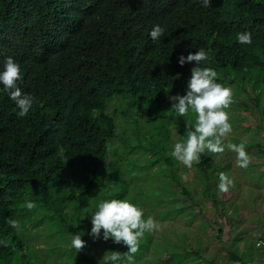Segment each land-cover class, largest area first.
Returning <instances> with one entry per match:
<instances>
[{"label":"trees","instance_id":"16d2710c","mask_svg":"<svg viewBox=\"0 0 264 264\" xmlns=\"http://www.w3.org/2000/svg\"><path fill=\"white\" fill-rule=\"evenodd\" d=\"M156 23L166 26V35L154 41L149 32ZM246 30L253 34L251 44L236 39ZM200 47L211 49V60L203 63L215 67L217 79L234 90L229 112H237L243 121L247 119L240 112L258 114L255 125H246L254 135L236 142L264 153L258 139L264 131V3L212 0L205 7L200 0H0V64L7 56L19 61L24 72L19 86L36 98L29 115L20 117L15 101L0 84V239L9 242L0 245V257L8 258L25 245L6 218L19 217L18 205L29 193L39 194L54 211L66 207L59 189L51 187L58 186L57 175L67 168L86 173L85 185L71 189L77 205H88L101 177L126 178L125 173L140 171L139 179L145 181L156 166L169 181V200L177 203V210L186 209L191 221L197 213L182 204V196L193 205H199L197 193L202 202L208 196L215 202L224 200L217 186L210 193V184L219 183L212 174L213 152L201 153L196 163L195 191L181 180L179 161L170 154L188 124L195 123L194 114L177 115L168 99L169 94L184 93L195 63L181 65L178 58ZM117 97L127 108L118 105L108 112ZM130 109L135 121L150 123L144 130L146 143L135 140L120 156L114 154L116 147L110 160L106 141L115 138L116 117ZM157 122L162 123L154 128ZM136 150L144 155L142 160ZM27 212L32 218L34 213ZM169 216L165 219L177 217ZM77 231L65 224L66 233ZM77 253L89 261L85 246ZM192 256L197 264L199 251ZM231 258L244 264L241 255Z\"/></svg>","mask_w":264,"mask_h":264},{"label":"rangeland","instance_id":"374dc122","mask_svg":"<svg viewBox=\"0 0 264 264\" xmlns=\"http://www.w3.org/2000/svg\"><path fill=\"white\" fill-rule=\"evenodd\" d=\"M122 101L121 97L113 98L108 105V112L111 113L114 108L116 111L118 105V109H126L124 103L120 104ZM239 114L247 120L238 119L237 112L230 111L233 129L225 138V143L229 141L237 143L239 137L247 142L249 135H254L253 131H250L251 134L247 132L246 125L257 123V112L253 110L252 113ZM135 117L134 109H130L127 115L119 114L116 117L115 138L106 141L108 154L110 153L107 154L108 159L114 158L112 153L116 147L119 151H114V154L120 156L124 152H129L130 144L135 140H140V144L146 143L144 130L151 127L150 123L142 119L140 120L143 123L137 122L134 120ZM161 123L152 125L155 128ZM175 131L174 128L172 132L174 140L178 138ZM258 139L264 143V131L259 132ZM245 145L250 164L253 165L247 168L237 164V154L230 149L213 152L216 164L212 174L216 178L224 172L234 180V186H230L228 192L220 193L219 189L217 190L224 200L215 202L214 197L208 196V200L202 202L201 196L197 193L199 205H193L189 197L182 196V204L191 206L197 213L192 221L193 217L186 215L189 213L186 209L183 212L177 210V203L169 200L167 192L169 181L164 179L160 170L156 172L159 166H156L151 177L143 178L145 181L139 179L140 171L125 173L126 178L101 177L93 186L88 205H77L71 193V189L82 188L85 185V170L67 168L57 175L58 186L51 187L52 190L59 189L60 199L66 207L61 212L54 211L43 203L39 194L29 193L27 199L35 200L38 204V207L29 209L34 213L32 218L28 217L25 203L18 205V218L23 229L17 233L23 237L25 245L22 249L12 252L8 258L0 257V264H19L29 259L34 260L32 264H42L45 261V264H104L103 256L111 250H119L123 256L128 250L127 245L115 243L111 238L93 240L87 234L91 227L90 214L80 218L82 213L94 207L101 199L112 196L130 198L141 204L145 209V218L151 215L158 224L156 229L146 231L141 238L139 250L134 254L135 264H196L192 256L196 251L200 253L197 264H208L210 260L217 264H240L231 258L235 254L244 258L242 260L244 264H264V153H257L256 147ZM135 152L138 159L142 160L144 155L141 151ZM196 163L194 162L192 167H187L179 161L181 180L186 181L193 191L198 181ZM213 183L210 184V193L215 186L218 187L217 183ZM216 198L218 200L219 197ZM165 215H175L178 218L165 219ZM68 223L80 231L84 230V238L87 241L85 251L89 261H84L74 248L68 246L73 235L65 232V224ZM246 249L248 251L246 255L249 257L244 255Z\"/></svg>","mask_w":264,"mask_h":264},{"label":"clouds","instance_id":"9594fccd","mask_svg":"<svg viewBox=\"0 0 264 264\" xmlns=\"http://www.w3.org/2000/svg\"><path fill=\"white\" fill-rule=\"evenodd\" d=\"M205 6H211L212 0H200ZM264 3V0H258ZM150 37L156 41L166 35V26L156 23L149 32ZM236 39L241 44H251L253 34L251 31H241L236 34ZM211 49L198 48L187 55L181 53L178 58L179 64L195 62L188 78L187 86L183 94H169L168 99L172 102L171 107L179 116L194 114L195 123L188 124L186 135L183 139L175 141L171 148V155L187 167H192L198 162L201 153L223 152L230 149L237 154V164L247 168L251 163L244 142L225 143V138L233 129L228 111L234 99V90L231 86L220 82L218 71L215 67L206 66L203 62L211 60ZM23 69L19 61L13 56L4 58L0 64V84L7 91L10 98L15 101L18 108L17 115L28 116L33 109L35 96L31 92L22 90L19 86L23 79ZM230 186H234V180L229 175L219 174L218 189L220 193L228 192ZM25 205L28 209L38 207L37 201L27 199ZM90 214L91 227L87 234L93 240L112 239L115 243L128 246V250L122 256L121 251L111 250L103 256L104 264H135L134 254L139 250L141 238L145 232H151L158 227L155 218L151 215L145 218V209L130 198L112 196L101 199L82 213L80 218ZM6 223L16 232L23 229L19 218L7 217ZM80 223V220L78 224ZM84 230L75 232L71 238L69 247L77 252L81 251L87 241L83 239ZM8 241L0 239V245L8 246Z\"/></svg>","mask_w":264,"mask_h":264}]
</instances>
